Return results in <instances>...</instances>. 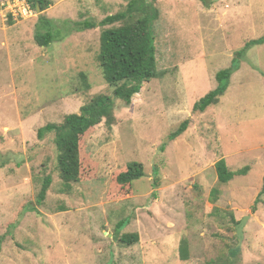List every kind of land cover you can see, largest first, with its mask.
Segmentation results:
<instances>
[{"label": "rangeland", "instance_id": "1", "mask_svg": "<svg viewBox=\"0 0 264 264\" xmlns=\"http://www.w3.org/2000/svg\"><path fill=\"white\" fill-rule=\"evenodd\" d=\"M50 1L37 12L25 0H0V264H227V257L264 264V44L246 50L216 106L192 112L216 87L215 74L264 36V0H156L163 75L143 83L129 106L114 99L112 129L102 121L82 138L87 179L69 189L53 133L39 140L36 132L78 113L95 95H112L97 61L102 28L78 24L98 23L129 0ZM40 15L55 36L45 48L34 41ZM185 120L186 132L169 140ZM221 159L231 170L250 171L218 185L214 165ZM132 162L144 176L116 185ZM47 176L51 184L37 204ZM212 188L220 190L217 200ZM244 218L236 249L235 223ZM121 222L119 235L136 233L137 242L118 241Z\"/></svg>", "mask_w": 264, "mask_h": 264}, {"label": "trees", "instance_id": "2", "mask_svg": "<svg viewBox=\"0 0 264 264\" xmlns=\"http://www.w3.org/2000/svg\"><path fill=\"white\" fill-rule=\"evenodd\" d=\"M25 1L31 9L37 12L46 11L52 4L50 0ZM155 2L156 0H129L123 10L105 17L98 23L85 21L78 24L79 30L102 28L97 61L105 83L112 90V95H95L79 108L78 113L65 115L60 124L47 123L37 130L36 136L39 140L44 139L47 134L53 133L54 135V144L57 150L56 166L65 189H69L71 183H78L87 179L81 176L79 145L82 143V138H88L94 128L102 121L109 131L112 129L115 122L114 99L119 100L125 106H129L133 96L141 91L143 83L155 81L163 75L157 69L154 23L158 19L160 11ZM51 28V21L44 15H40L34 31V41L38 47L45 48L54 41L55 36ZM263 44L264 36L248 41L242 49L238 50L229 66L215 74L216 87L193 105L192 112L203 113L209 107L216 106L228 90L231 77L239 70L240 63L245 58L246 50ZM81 76L79 75V77ZM82 77L84 78V76ZM189 124V120L183 121L169 135V140H174L185 133ZM214 168L217 184L222 186L227 185L235 177L246 176L250 171L248 166L231 170L224 159L217 161ZM154 172L156 174L157 170ZM143 176L142 165L132 162L126 166L125 171L118 174L115 183L120 187L130 185ZM50 184L51 178L45 177L37 194V204L44 202ZM219 194L218 188H212L210 192L212 199L217 200ZM258 197H264V176ZM237 224L235 223V225ZM124 225L121 222L116 227L115 234L118 241L122 244L137 242L138 235L136 233L119 235ZM179 254L182 260L188 256L185 240L180 242ZM234 254L235 251L230 252V256ZM226 261L227 264H234L230 257H227Z\"/></svg>", "mask_w": 264, "mask_h": 264}, {"label": "water", "instance_id": "3", "mask_svg": "<svg viewBox=\"0 0 264 264\" xmlns=\"http://www.w3.org/2000/svg\"><path fill=\"white\" fill-rule=\"evenodd\" d=\"M246 219H242L238 224H237V228H236V233H237V238H238V245L236 247L239 248L242 237H243V226L245 224Z\"/></svg>", "mask_w": 264, "mask_h": 264}]
</instances>
